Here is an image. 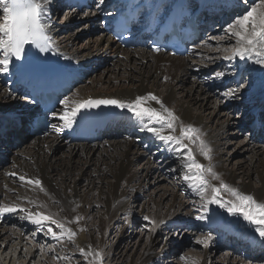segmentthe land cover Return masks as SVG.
I'll return each instance as SVG.
<instances>
[{
  "label": "bare ground",
  "instance_id": "obj_1",
  "mask_svg": "<svg viewBox=\"0 0 264 264\" xmlns=\"http://www.w3.org/2000/svg\"><path fill=\"white\" fill-rule=\"evenodd\" d=\"M112 1L115 0H104L103 4L98 1L93 12H86L81 16L85 17L83 25L74 30V27L71 29L68 27L72 23L79 22V15L75 12H69L61 20L56 21L59 16L53 11L59 7L60 1L49 0L44 22L50 26L48 35L51 37L54 49L67 63L77 62L83 66H90L92 69L97 68L95 72L103 67V70L96 75L93 74L94 72L86 74L84 81L76 86L68 97L133 100L137 96H146L148 93L154 94L165 107L178 117L175 135H180L181 125H192L200 130L201 138L211 149V160L197 156L199 163L205 166L211 164L222 181L245 194L252 195L256 200L264 202V145L259 144L258 137L252 139L248 132L245 133V137L231 144L229 138L237 136L240 128L249 120L245 119L243 112L242 118L236 119L231 115V112L226 110L227 107H236L233 103L237 101L242 102V111L251 110L253 104L258 105L264 102V65L256 63L255 57L240 59L237 56L232 59H225V56L230 54H227L229 52H225L219 46L216 47L217 53L211 52L212 50L207 46L206 49L199 46L192 49L191 56L179 57L163 53L153 54L143 48L124 49L118 46L114 39L104 31H101L93 39L91 37L87 39V43L83 47H74L73 42L79 30H90L92 25V29L103 28V23L99 22L105 17L103 14L105 10L102 6ZM99 14L101 16L97 18ZM2 18V10H0V21ZM229 24L225 25V28ZM66 28L69 33H64L63 36L57 35L64 32ZM211 34L212 31L207 34V43L214 41ZM226 42L229 41L221 42L222 46ZM217 43L220 44V41L214 42V44ZM221 49L224 53L221 52ZM113 56L118 57L114 62H112ZM204 57H209L212 62L216 63L208 64L207 60L202 61ZM221 57H224L222 61L227 62L230 66L251 74L252 80L248 74L249 86L243 85V87L239 86L235 89L232 84L228 87L236 90L234 96H226L232 103H228L225 98L221 97L220 91L210 90L209 83L199 81L198 71H195L196 66L201 70L204 66L209 65L211 68L204 72L207 76L205 78L210 77L214 83L221 85L222 88V82L217 81L216 73L224 74L222 81L230 79V76L224 68H220ZM217 59L219 60V66H217L219 69L216 67ZM103 64L105 65L103 66ZM209 70H212V73ZM10 72V66L7 72L0 71V122L6 120L7 114L13 115L23 109L30 108L24 98L12 93L6 85V77ZM236 76L233 75L231 78L234 79ZM245 86L248 87L244 88ZM228 88H225L226 91L229 90ZM148 103L152 107L160 108V105L154 101ZM62 111L63 106L60 105L55 111L57 116H52L54 121L47 135L29 136L20 129L17 134V141L21 144L19 147L13 148L12 144L0 145L3 156L7 155L9 158V165L0 162V204H19L20 207L34 212L28 201H35L36 204L32 205L36 206L37 211H43L45 214L54 213L61 219L74 221L67 226L76 233L74 237L76 243L80 247H91V249L95 248V239L87 233L83 219L75 222L76 217H82L83 207L86 204L90 206L99 201L105 205L102 211H99L95 216L93 215V218L96 217L95 226L105 230L99 233L101 236L100 244L105 239L107 231L118 220L121 210L127 212L125 217L128 218L129 222L132 220L131 213L134 214L132 208L134 205H130V200L137 193H142L148 184H152L156 180H164L166 184L155 186V190L159 194L154 198L149 196L150 193L147 195L143 192L146 197H149L147 202L142 203V210L147 208L149 203L152 204V211H147V215L154 221V225L157 227V223L171 224L176 222L182 213H189V209L184 203L183 192L185 189L178 178V170H176V166H170L175 159L182 165L181 161L186 149L179 150L175 145L159 140L150 132L141 131V122L127 110H121L119 128L116 130L118 136L91 143H69L63 136V132L66 130L64 121L59 119V114ZM237 116L239 117V115ZM168 131L165 130V134H168ZM120 134H123V137H119ZM184 143L187 144L188 141L185 140ZM150 145L155 150L153 153L150 152L152 155H149L148 152ZM193 145L195 144H191L190 147L195 154ZM56 151L60 155L56 156ZM243 152L245 155L248 152V156L244 155L243 158L231 159L233 154L235 157V155ZM155 159H158V163ZM166 168L168 169L166 170ZM168 172L173 177L177 176L176 184L174 182L170 184L167 181ZM11 173H15V175H10ZM20 176H24L25 181H21ZM83 177L87 182L86 187L79 190L75 183ZM28 179H39L45 192H41L35 185L26 183ZM149 179L151 180L149 181ZM183 181L185 180L183 179ZM167 182L171 185L170 188ZM211 183H219V181L213 180ZM67 188H71L75 192L68 193ZM177 190H180L181 194L177 193ZM126 192L127 196L125 195ZM226 194L224 193V195ZM195 196L198 197V195ZM37 204L45 207L38 208ZM15 213L26 216L25 213L19 211ZM15 213L0 215V223L1 219L18 223L16 215H13ZM205 214L206 219H201L204 224L214 223L216 226H220L221 220L216 208L209 206ZM224 214L228 215L229 213L225 212ZM28 221L33 224L30 220ZM229 222L226 221L221 225L226 227ZM238 222L242 224L243 220L239 219ZM233 225L226 227L225 234L236 235L245 244L259 237L255 235L254 230L250 232L244 229L238 230L239 226L234 223ZM53 226L55 225H51L52 228ZM160 228H158L159 233ZM22 230L27 231L21 225L19 229L5 225L0 228V239L8 242L11 241L10 239L16 238L17 242L11 247V251L13 248L18 250V246L24 240ZM214 232L220 233L218 230ZM37 234L40 232L33 235ZM122 234V230L118 235L116 234L117 240L122 239ZM226 235L221 236L223 242L228 239H236ZM210 237L211 247L207 248L208 242L206 245L203 244V256L202 259L199 258V264L210 262L209 258L212 252L210 250H214L213 246L216 242L212 236ZM167 239L172 240V238ZM156 242L158 243L157 236L151 235L148 245L136 264H147L153 258H160L165 254L166 243H163L162 249L158 253L153 251L152 247ZM117 243L101 244L98 249L101 250L103 256H106L117 248ZM262 243L264 244V242ZM39 248L40 246L35 243L32 250H24L21 253V257L27 260L26 264L31 263ZM249 250L255 254L251 247L248 248ZM18 253L20 254V252ZM221 256L224 264H242L240 260H231L228 255Z\"/></svg>",
  "mask_w": 264,
  "mask_h": 264
},
{
  "label": "snow or ice",
  "instance_id": "obj_2",
  "mask_svg": "<svg viewBox=\"0 0 264 264\" xmlns=\"http://www.w3.org/2000/svg\"><path fill=\"white\" fill-rule=\"evenodd\" d=\"M242 2L245 5V11L242 15H238L226 29V32L235 37L236 47L230 55L225 56V59H232L237 56L240 59L255 57L256 63L264 65V0H252L250 7L247 6L249 0H242ZM99 3L103 4L104 0H99ZM48 7L49 0H0V10H2L3 17L0 21V57H2L0 58V71H8L12 57L20 60L26 45L35 47L41 52L48 50L51 46V37L48 35L50 26L44 22ZM227 51L225 49V52ZM223 75L221 72L216 73L217 77ZM235 91L229 89L224 95L234 96ZM149 101H154L160 105V108L152 107L148 103ZM60 104L63 106V111L59 114V119L64 121L65 126H71L76 117L86 109L112 106L132 113L141 122V131H148L159 140L175 145L179 150L186 149L181 161L183 168L187 169L183 179L188 183L189 188L200 196L205 211L209 205L215 204L225 209L230 215L242 217L264 242V202L257 201L252 195L245 194L222 181L211 164L205 166L199 163L190 147L191 144H197L199 153L206 160H211V149L201 138L200 130L192 125H181L180 135H175L178 117L165 107L154 94L148 93L146 96H137L133 100L65 97L60 100ZM52 116H57V113L53 112ZM165 130H169L168 134H165ZM185 140L188 141L187 144L184 143ZM10 175H15V173ZM19 179L25 181L26 178L20 176ZM213 180L219 181V184L211 183ZM26 183L35 185L41 192H45L39 179H28ZM223 193H227L230 199L225 200ZM29 203L36 204L35 201L31 200ZM37 207L43 208L45 206L37 204ZM17 211L25 213L26 218L37 225L38 229L47 226L46 235H50L53 239L62 242L66 238L73 244L75 243L76 233L67 226L74 221H66L54 213L32 212L20 207L19 204H0V215ZM80 219L83 218L76 217L75 222ZM143 219L149 223H154L148 216H144ZM196 219H205V216L200 215ZM51 225H55L59 232L54 231ZM210 239V236L198 239L197 243L206 245ZM77 247L85 260V264H103L104 257L101 251L93 250L91 247L86 251L83 247L78 245ZM53 259H57V257L54 255ZM60 259L68 258L60 257Z\"/></svg>",
  "mask_w": 264,
  "mask_h": 264
},
{
  "label": "rangeland",
  "instance_id": "obj_3",
  "mask_svg": "<svg viewBox=\"0 0 264 264\" xmlns=\"http://www.w3.org/2000/svg\"><path fill=\"white\" fill-rule=\"evenodd\" d=\"M56 13L58 12L56 11ZM65 14L66 12H63V13L59 12L58 13L59 17L57 18V20L56 19L55 20L56 21L61 20ZM78 15L80 17L78 19L79 22L75 24L72 23L73 26L72 24H70L68 28L71 29L74 27V30L75 29L77 30V28L79 29V27L83 25L85 17H81L83 16L82 13H78ZM92 28H93V25H92ZM92 28L90 30H79L76 35V39H74L73 46L83 47L87 43V39H90V37L93 39L95 36L101 33L102 28H99V27L96 29H92ZM213 29H212V34H211L214 38L213 43H207L206 45L202 47H205V49L208 47L209 49L212 50L211 52L217 53L216 47L219 46L223 50L227 49L228 50L227 52H229L227 54H231L233 46L234 48L236 47L235 37L231 36L228 32H226L227 28L225 27L223 28L217 24L213 27ZM64 33L65 34L69 33V30L66 28L64 32H60L57 35L63 36ZM226 40L229 42H226V44L223 45L224 46L223 47L221 42H225ZM217 41H220V44L219 43L214 44V42H217ZM222 49H221V52L224 53ZM112 59H113L112 62H114L116 59H118V57L114 56ZM223 59L224 57H221L220 61H222ZM205 60H207L206 62L208 64L212 62V59L210 60L209 57L202 58V61H205ZM215 63L216 62H212V65ZM218 64H219V60L217 59L216 67L219 66ZM104 65L105 64H103V66ZM222 66H220V68ZM209 68H211L209 65L204 66V68L201 70H199L198 66L195 67V71H198L197 76H198L199 81H205L209 83L210 90L220 91L221 97L225 98L228 103H232L224 95L227 89H222L220 87L221 85L214 83V81L210 77H208V79L205 78L207 76H205L204 72H206L207 69ZM217 68L219 69V67ZM102 70H103V67H100L96 72L94 71V73L93 72L92 73L96 75L97 73H99V71L101 72ZM249 78L251 79V74H249ZM248 82H249L248 76L246 75L244 77V81L241 84L246 85L248 84ZM248 86H245L244 88ZM233 104L236 107L239 106L242 108L241 101H237ZM226 110L229 113L231 112V115L234 118L239 119L237 116V113H233L231 108L227 107ZM238 115H240V113H238ZM246 131L239 130L237 136H232L229 138L230 143L233 144L232 142H235L245 137L244 135L245 133H247ZM119 137H123V134H121V136ZM103 140H107V139H103ZM258 142L260 145H264V141L263 142L258 141ZM20 145L21 144L18 143L17 146H12V147L17 148ZM193 148L195 150L196 157L197 156L201 157L202 155L197 150V144L193 145ZM154 151L155 150L153 149V146L150 145L148 152L153 153ZM151 153L149 155H152ZM244 153L245 152L235 155V157L233 154V156H231V159H235L237 157L243 158L245 155ZM0 154H2L1 150H0ZM55 154L56 156L60 155L58 151H56ZM247 154L249 153L247 152L245 156H248ZM4 156H6L8 159V162L6 163V165H9L8 156L7 155H4ZM196 159L198 160L199 157H197ZM155 160L156 162L158 161V159H155ZM171 165L176 166V170H178L177 171L178 178L180 179L181 183L184 185L183 186L185 189L183 192L184 203H186V207L189 209V213H182L181 217L178 220H176V222H173L171 224L157 223V227L154 225V223H149L145 221L143 217L148 216L147 211L148 212L152 211V204L149 203L148 207L142 210V203H144L145 201L147 202L149 196H153V198L156 197L157 194H159V192L155 190V186L158 184L165 185L166 182L164 180H156L154 183L148 184L144 188L142 193H137L135 197L132 198V200H130L131 201L130 205L131 206L134 205V207H132L134 209V214L130 212L131 216H133L132 220L129 222V220H127L128 218L125 217L127 215V212H124V210H121L120 211L121 215H118V220H116V223L107 231L105 239H103L101 244H108L109 242L114 243V244L117 242L118 243L116 244L117 248L115 250H113L110 254L103 256L104 257L103 264H136L141 258L140 255H142L144 249L148 245L151 239V235L157 236L158 238V243L157 242L156 244L154 243L152 247L154 252L158 253L162 249L163 243L167 244L166 245L167 248L166 247L164 248L165 254L162 257L153 258L152 261H148L147 264H194V262L195 264H199L198 260L199 258L202 259V256H203V253H202L203 244L197 243V240L208 237L209 235L212 236L216 242H215V245L213 246L214 250L212 249L210 250L212 252L210 253V258H209L210 262L208 264H224L223 258L221 256L224 254L228 255L231 260L233 259L240 260L242 264H264V244L260 242L261 241L260 237H258L257 239H252L250 242L246 243L247 244L246 246V244L243 243V241H240L238 236L225 234L226 227L234 226L233 223L239 226V224L241 223L238 221L239 219L243 220L242 217L238 215H230V214L225 215L224 214L225 212L228 213L225 209L220 208L218 205L211 204L209 206H213L214 208H216V211L218 212V217L221 220V224L225 223L226 221H230L229 223H227V226L223 227L221 224L220 226H216L214 223L204 224L203 221L201 220L198 221L196 219L197 216L202 215V211H203V216H205V219L207 217L205 214V209L202 206L203 201L201 200L200 196L198 197L195 196L196 195L195 192L191 188H189L188 183L186 181H183V176L186 172V169L183 168V166L178 162L177 159L173 160L170 166ZM167 169L168 168H166V170ZM150 180L151 179H149V181ZM167 181L170 184L173 182L176 184L177 176L173 177V175L170 174V172H168ZM86 183L87 182L85 178L83 177V178L78 179L75 184L76 186L79 187V190H82V188L86 187ZM169 183L167 185L170 188L171 185ZM213 184L218 185L219 183H213ZM70 189L71 188H67L68 193L75 192L72 189L71 190ZM128 190H131V189H128ZM16 192L18 194L17 189H16ZM143 192L146 193L147 195H149L150 193V195L146 197ZM177 193L181 194V191L177 190ZM125 195L127 196V192L125 193ZM223 197L225 200L230 199L228 194L224 195L223 193ZM28 204L30 205V207L33 209L34 212L37 211L36 206L30 203ZM83 208L84 210H83L82 218L84 222V228L86 229L87 233L90 234L95 239V246H94L95 248H92V249L101 251L98 249L99 246H101L100 244L101 236L99 233L103 232L104 229L101 230L95 226L96 217L93 218V215L95 216L99 211H102L105 208V205L99 201H96L92 203L90 206H87V204L84 205ZM85 210L88 212V214ZM13 215H16V213ZM16 218L19 221L18 223H14V222L11 223V221L8 222L5 219H1L0 228L7 225L13 229H17V228L19 229V226L21 225L23 226L24 229L27 230V231L22 230V233L24 235V240L20 243V246H18L19 248L18 250L13 248V250L11 251V247H13L16 244L17 239L13 238V239H10L11 241H8V242L2 241V239H0V264H14V263L15 264H26L27 260H25L24 257H21V253L24 252V250H29V249L32 250L33 244L35 243L38 246H40V248H39V251H36L34 257L32 258L31 263L29 262V264H85V260L83 256L80 255V252L77 247L78 244L76 243L75 239H74L75 240L74 244L68 241L66 238L62 242L57 241L56 239H53L50 235H46L47 226L38 229V226L35 224H30L26 216L23 214L16 215ZM158 228H160V233H159ZM238 228H237L238 230L244 229L248 232L254 230L252 226H250L244 220ZM53 230L59 232V230L56 229L55 226H53ZM121 230L123 233L122 239L117 240V235L121 232ZM215 230L220 231V233L214 232ZM37 232H40V234L33 235V234H36ZM222 235H226L229 238H236V239H228L225 242H223L222 241L223 239H221ZM255 235L257 234L255 233ZM167 238H172V240L169 241ZM218 241L220 242V244ZM207 242L209 243V246L207 248H210L211 247L210 240H208ZM250 247L252 248L255 254L251 253L250 250L248 251V248ZM87 249L89 248L85 247V250ZM18 252H20V254ZM54 255L57 257V259H53ZM60 257H67L68 259H60Z\"/></svg>",
  "mask_w": 264,
  "mask_h": 264
}]
</instances>
